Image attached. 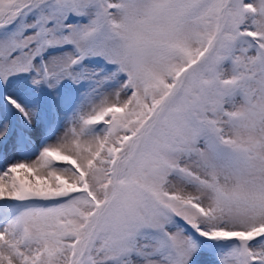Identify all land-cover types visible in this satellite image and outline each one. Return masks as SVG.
<instances>
[{
    "label": "snow or ice",
    "instance_id": "snow-or-ice-1",
    "mask_svg": "<svg viewBox=\"0 0 264 264\" xmlns=\"http://www.w3.org/2000/svg\"><path fill=\"white\" fill-rule=\"evenodd\" d=\"M0 264H264V0H0Z\"/></svg>",
    "mask_w": 264,
    "mask_h": 264
}]
</instances>
